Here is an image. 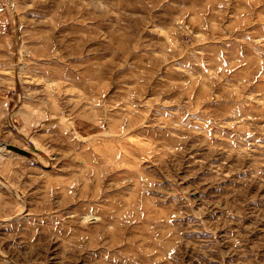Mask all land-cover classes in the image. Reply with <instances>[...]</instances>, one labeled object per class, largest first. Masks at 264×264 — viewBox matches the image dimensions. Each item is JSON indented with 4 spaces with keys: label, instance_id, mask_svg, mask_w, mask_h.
Wrapping results in <instances>:
<instances>
[{
    "label": "rangeland",
    "instance_id": "rangeland-1",
    "mask_svg": "<svg viewBox=\"0 0 264 264\" xmlns=\"http://www.w3.org/2000/svg\"><path fill=\"white\" fill-rule=\"evenodd\" d=\"M0 264H264V0H0Z\"/></svg>",
    "mask_w": 264,
    "mask_h": 264
},
{
    "label": "water",
    "instance_id": "water-1",
    "mask_svg": "<svg viewBox=\"0 0 264 264\" xmlns=\"http://www.w3.org/2000/svg\"><path fill=\"white\" fill-rule=\"evenodd\" d=\"M10 149H12L13 151H16L17 153H20V154H25L24 151L20 150V149H17V148H14V147H10Z\"/></svg>",
    "mask_w": 264,
    "mask_h": 264
},
{
    "label": "bare ground",
    "instance_id": "bare-ground-1",
    "mask_svg": "<svg viewBox=\"0 0 264 264\" xmlns=\"http://www.w3.org/2000/svg\"><path fill=\"white\" fill-rule=\"evenodd\" d=\"M108 133V132H107ZM109 137V136H108ZM104 138V137H103ZM110 140V139H109ZM114 140V139H113ZM8 145V144H7ZM5 147V144L3 145V147L2 148H4ZM40 152V151H39ZM35 155V154H34ZM37 155V154H36Z\"/></svg>",
    "mask_w": 264,
    "mask_h": 264
}]
</instances>
